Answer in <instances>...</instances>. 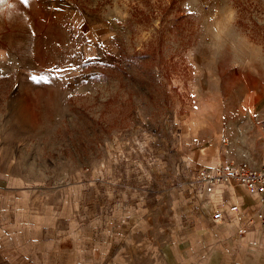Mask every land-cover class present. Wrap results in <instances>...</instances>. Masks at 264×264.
<instances>
[{
	"label": "rangeland",
	"instance_id": "1",
	"mask_svg": "<svg viewBox=\"0 0 264 264\" xmlns=\"http://www.w3.org/2000/svg\"><path fill=\"white\" fill-rule=\"evenodd\" d=\"M263 121L264 0H0V264H156Z\"/></svg>",
	"mask_w": 264,
	"mask_h": 264
},
{
	"label": "crops",
	"instance_id": "2",
	"mask_svg": "<svg viewBox=\"0 0 264 264\" xmlns=\"http://www.w3.org/2000/svg\"><path fill=\"white\" fill-rule=\"evenodd\" d=\"M219 190L207 197L189 188L180 209L182 230L159 246L156 264H264V221L257 217L260 212L264 214V208L259 196L239 186L229 193ZM233 204L239 206V211L229 214ZM218 208L225 218L216 223L212 217ZM34 219L14 214L0 223L17 225L20 233H26L37 229L35 224H43L41 220L32 223ZM38 233L42 236L41 229Z\"/></svg>",
	"mask_w": 264,
	"mask_h": 264
},
{
	"label": "built area",
	"instance_id": "3",
	"mask_svg": "<svg viewBox=\"0 0 264 264\" xmlns=\"http://www.w3.org/2000/svg\"><path fill=\"white\" fill-rule=\"evenodd\" d=\"M261 147L263 159L259 167L253 168L245 163L228 164L213 168H200L196 170L190 186L201 196L211 197L220 189L233 192L237 186L244 188L250 194L259 196L260 205L264 208V121L261 134ZM239 211L236 204L230 205L229 214ZM260 221H264L263 212L257 215ZM213 220L219 223L224 220L225 214L218 208L213 214Z\"/></svg>",
	"mask_w": 264,
	"mask_h": 264
},
{
	"label": "bare ground",
	"instance_id": "4",
	"mask_svg": "<svg viewBox=\"0 0 264 264\" xmlns=\"http://www.w3.org/2000/svg\"><path fill=\"white\" fill-rule=\"evenodd\" d=\"M258 63H259V62H255L256 65H257ZM255 64H254V65H255ZM241 85H242V84H241ZM241 85H239V86H241ZM224 87H225V88H228L227 85H224ZM229 89H230V88H229ZM230 100H231V99H230ZM230 104H231V102L228 103L227 106H230Z\"/></svg>",
	"mask_w": 264,
	"mask_h": 264
}]
</instances>
